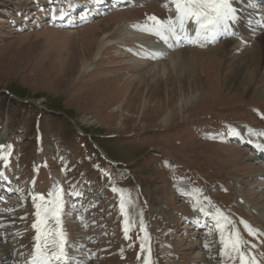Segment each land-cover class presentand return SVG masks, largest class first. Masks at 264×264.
<instances>
[{
  "label": "rangeland",
  "instance_id": "rangeland-1",
  "mask_svg": "<svg viewBox=\"0 0 264 264\" xmlns=\"http://www.w3.org/2000/svg\"><path fill=\"white\" fill-rule=\"evenodd\" d=\"M168 1L140 0L141 9L57 30L38 27L41 13L50 10L45 0H0V105L4 97H15L8 115L17 112L20 120L0 134V154H6L0 159V259L8 258L0 264H24L32 257L33 196L47 205L58 190L59 222L49 218L38 227L56 242V232L65 234L69 264H144L149 249L151 264H240L231 249L221 254L217 219L226 236L233 229L240 234L248 258L264 264V164L249 146L230 142L242 135L249 145L264 144L258 134L264 132V71L240 83L232 60L248 56L232 50L225 60L192 45L179 47L191 51L188 66L174 69L167 60L157 68L159 61L132 64L138 49L131 56L135 43L128 40L95 57L104 35L118 41L150 26V16L175 18L168 13L174 4L163 6ZM212 55L217 62L208 64ZM32 104L49 115L36 117ZM6 118L0 111L1 128ZM31 121L44 134L35 135V125H26ZM28 132L32 142L22 148ZM38 140L44 142L41 149L35 147ZM45 250L57 251L56 243L49 239Z\"/></svg>",
  "mask_w": 264,
  "mask_h": 264
},
{
  "label": "bare ground",
  "instance_id": "bare-ground-1",
  "mask_svg": "<svg viewBox=\"0 0 264 264\" xmlns=\"http://www.w3.org/2000/svg\"><path fill=\"white\" fill-rule=\"evenodd\" d=\"M232 3L233 7L236 10L235 21L230 20L227 22L226 26H221L219 31L213 37H206L204 35L197 36L194 30L195 26L191 23H188L186 25L185 32H181L177 27L175 36L172 33L165 31L164 37H166V39L161 38L155 33L148 34L144 30H142V28H135V30H133L132 32L129 31L127 32V34L124 32V34H126L127 36L125 38L118 39V41L108 40L109 35H102L103 37H101L96 43L97 46L95 49V57L97 58V56H99L101 52L105 50L104 48H106L108 45L113 46L115 44H119L120 41H122V44L123 41L128 40L134 41V46H136L137 48L141 47V49H143V51L138 50V52L136 53V58L131 62L132 64L138 63V60L144 61V65H147L145 63V60H150L152 62L167 60V62L170 63L168 68L171 67V69H174L181 64H183L184 66H188L189 63L187 54L191 53V51L180 50L179 47H181L182 44H186L187 46L190 45V47L192 45L193 47H198L203 50L207 49L206 52L209 51L210 54L213 52V55L214 52L217 51L224 56L225 60H227L226 57L232 50H237L248 56V59L244 61L241 60L240 57L238 59L232 60L233 67H235V75H233L238 79V81H240V83L246 80L252 82L260 77L261 71H264V18L258 10L248 8L251 5V0H234ZM174 19L175 18L173 17V20ZM150 35H152V37H150ZM177 36L180 37L179 40L176 38ZM218 36L220 39H223L222 43L215 47L209 46V44L211 45L216 43ZM213 40L215 41L212 42ZM202 54L204 53H201V55ZM213 55L209 56L213 57V59L210 58V62L208 64H214L215 62H217ZM83 60L84 59H80V66H82V68H85L86 64L84 65ZM161 61L156 63L155 68L161 65ZM161 67L165 68V66ZM162 74H165L164 70L162 71ZM229 74L230 72H228V75ZM169 121L170 115L166 114L164 118V124H168ZM233 138V136L229 137L228 140L230 141V139ZM232 141L234 143H240V146H246L244 137L242 135L236 136ZM252 147H254L253 150L256 149L255 146ZM49 254H51V252ZM31 259L32 257L28 258V260L24 262V264H30ZM5 260H8V258L0 259V263ZM57 264H66V262L64 263L63 259H61L59 262H57Z\"/></svg>",
  "mask_w": 264,
  "mask_h": 264
},
{
  "label": "snow or ice",
  "instance_id": "snow-or-ice-1",
  "mask_svg": "<svg viewBox=\"0 0 264 264\" xmlns=\"http://www.w3.org/2000/svg\"><path fill=\"white\" fill-rule=\"evenodd\" d=\"M172 4L175 6L176 16L175 19H168L167 21H161L156 16H150L147 19L153 23L150 26H145L142 30L155 33L161 38L164 37V32L167 31L176 35L177 27L181 32L186 31V25L191 23L195 26L194 30L197 36L204 35L206 37H213L221 28V26H226L228 21H235L236 19V10L233 7L232 0H171ZM178 40L179 36L176 37ZM187 38V37H185ZM231 134H237L235 130H231ZM259 135H264V132L258 133ZM251 143V141H250ZM258 150L264 151V144H255L254 145ZM115 191V189H113ZM37 197L34 195V207L36 208L35 216L36 222L33 223L32 227L36 230L37 235L34 237L36 244L34 245L35 251L32 254V259L30 264H57L62 258L66 256L64 252V233L56 232V235L61 239L59 242H56L55 236L51 233L42 230L38 227L39 224H46L49 218H56L58 221L59 212L62 206V190H58L55 194V198L48 201L47 205L35 203ZM40 200H44L43 196L39 197ZM202 212L203 208L200 209ZM207 214V213H205ZM218 217H222L223 214L217 212ZM227 219L226 217L224 218ZM230 224L231 222L228 221ZM245 229L248 231L249 235H255L257 230L252 229L246 222H243ZM216 227L221 233V254L224 255L225 251L231 249L232 252L237 253L240 264H258L255 256L250 258L247 257V254L242 250L241 245L244 243L240 234L234 229L231 233L226 236L224 234V226L221 224L220 219H217ZM141 230L143 231V224L141 223ZM127 231L125 229V236L127 238ZM52 239L56 243L57 251L51 252L49 254L46 251V246L49 241ZM255 247V245H253ZM143 250L144 245L141 244ZM235 258V257H233ZM144 264H151L150 262V249L149 256L145 257Z\"/></svg>",
  "mask_w": 264,
  "mask_h": 264
}]
</instances>
